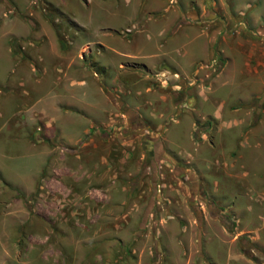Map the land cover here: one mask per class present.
Segmentation results:
<instances>
[{"label": "rangeland", "instance_id": "374dc122", "mask_svg": "<svg viewBox=\"0 0 264 264\" xmlns=\"http://www.w3.org/2000/svg\"><path fill=\"white\" fill-rule=\"evenodd\" d=\"M175 1L218 49L180 75L118 68L148 48L125 0H0V48L41 47L46 81L58 62L78 79L77 98L56 87L61 108L97 104L75 142L0 114V264H264V0ZM12 21L43 39L9 37Z\"/></svg>", "mask_w": 264, "mask_h": 264}, {"label": "crops", "instance_id": "0c3cea01", "mask_svg": "<svg viewBox=\"0 0 264 264\" xmlns=\"http://www.w3.org/2000/svg\"><path fill=\"white\" fill-rule=\"evenodd\" d=\"M125 1L133 6V12L128 18L130 26L127 25L125 31L129 30L132 34L135 33L137 35L135 40L142 43L140 45L144 49H146V46L148 48L138 57L126 51L120 52L121 54L118 56L124 59L117 62L120 70L125 64L131 62L128 59H138L140 60L138 62L140 67L145 72L161 69L160 71H171L180 75L193 70L198 62L218 56L216 52L218 49L214 44V34L210 35L211 33H208L206 25L198 19L201 14L198 15L197 10L189 9L175 0ZM12 24L13 26L6 32L9 37L26 38L30 36L32 40L37 41V43L30 44H38L43 39L41 33L37 34L31 31L29 24L27 25L25 22L19 24L12 21ZM110 31L119 34L121 37L123 36L121 30L111 29ZM86 42L88 43L86 49H92L93 43ZM99 46L101 51L109 48L101 44ZM38 48L41 47L32 49L23 47H17L16 49L0 48V77L2 74L6 77L5 80L0 79V88H6L5 91L0 90V114L10 112L36 114L38 118L43 120L42 127L45 128L46 134L51 132L49 129L57 127L59 136L63 140L75 142L79 135L86 134L91 127L94 107L97 104L87 102L93 109L92 113L90 112L91 114L72 103L65 102L67 107L61 108V101L55 100L57 96L56 87H63L70 93H68L70 97L77 98L73 93L72 86L78 83L76 81L78 79L62 82L60 79L63 68L62 64L58 62L53 64L54 68H51L54 71L52 78L46 81L48 66L44 55ZM219 50L222 51L221 48ZM51 52L48 50L47 53L51 54ZM22 57H24V61H21ZM35 66L38 67L39 73H35ZM254 86L252 82L249 94H252ZM32 96L35 97V100L30 104L29 99ZM60 111L64 115L67 112L74 113L77 117H80V114L83 113L82 115H87V123L79 129L73 127L71 130H68L65 126H57L55 119L56 116H60ZM34 171L35 169L32 168L30 174H33Z\"/></svg>", "mask_w": 264, "mask_h": 264}]
</instances>
